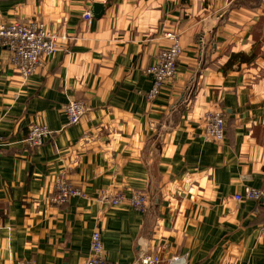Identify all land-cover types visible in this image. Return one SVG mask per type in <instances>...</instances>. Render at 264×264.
<instances>
[{
	"label": "crops",
	"instance_id": "crops-1",
	"mask_svg": "<svg viewBox=\"0 0 264 264\" xmlns=\"http://www.w3.org/2000/svg\"><path fill=\"white\" fill-rule=\"evenodd\" d=\"M95 4L104 14L84 22ZM34 20L66 40L28 79L0 49V264H85L96 231L110 264H264V206L234 199L264 188V0H0L1 24ZM165 30L183 53L149 101ZM71 100L92 109L72 126ZM217 112L221 144L203 135ZM32 125L54 132L36 150ZM59 178L89 198L52 204ZM105 189L147 194L150 209L102 204Z\"/></svg>",
	"mask_w": 264,
	"mask_h": 264
},
{
	"label": "built area",
	"instance_id": "built-area-1",
	"mask_svg": "<svg viewBox=\"0 0 264 264\" xmlns=\"http://www.w3.org/2000/svg\"><path fill=\"white\" fill-rule=\"evenodd\" d=\"M172 19L179 20L178 17ZM84 22L91 23L92 13L83 14ZM167 45L158 50L155 61L146 70L145 74L152 80V88L148 93V100H156L165 86L177 77L178 64L183 53L181 37L176 30H165L162 33ZM66 38L51 31L44 22L16 21L12 24L0 23V49L9 53L11 66L18 70L24 79L32 77L43 62L53 57L61 48V41ZM91 107L84 100H71L64 107L70 126L79 124L85 116L90 114ZM203 135L206 141L221 144L226 138V116L223 112L209 113L202 119ZM47 126L32 125L23 143L28 150L41 148L53 138ZM3 137L0 135V144ZM71 198L87 199L88 194L83 188L76 186L70 180L59 178L54 187V194L50 201L56 206L68 204ZM98 201L110 207H128L145 214L150 209V199L147 194L140 192L126 193L124 191L111 192L101 190ZM237 202H261L264 206V189L246 187L237 194ZM160 256L139 252L134 264H162ZM18 264H35L33 262H19ZM85 264H110L104 252L103 238L100 232L92 235L90 256Z\"/></svg>",
	"mask_w": 264,
	"mask_h": 264
},
{
	"label": "water",
	"instance_id": "water-1",
	"mask_svg": "<svg viewBox=\"0 0 264 264\" xmlns=\"http://www.w3.org/2000/svg\"><path fill=\"white\" fill-rule=\"evenodd\" d=\"M104 12H105V7H103V5L95 4L93 6L92 16L94 18H99L100 16L104 14Z\"/></svg>",
	"mask_w": 264,
	"mask_h": 264
},
{
	"label": "trees",
	"instance_id": "trees-1",
	"mask_svg": "<svg viewBox=\"0 0 264 264\" xmlns=\"http://www.w3.org/2000/svg\"><path fill=\"white\" fill-rule=\"evenodd\" d=\"M234 58H240L241 60H246V58L243 56V55H238V56H234L233 58H232V60L234 59ZM232 60H231V62H232Z\"/></svg>",
	"mask_w": 264,
	"mask_h": 264
},
{
	"label": "rangeland",
	"instance_id": "rangeland-1",
	"mask_svg": "<svg viewBox=\"0 0 264 264\" xmlns=\"http://www.w3.org/2000/svg\"><path fill=\"white\" fill-rule=\"evenodd\" d=\"M175 79H176V78H175ZM175 79H174V80H172V81H170L169 83H172V82H174V81H175ZM169 83H168V84H169ZM168 84H167V85H168ZM164 89H165V88H164ZM263 189H264V188H263Z\"/></svg>",
	"mask_w": 264,
	"mask_h": 264
}]
</instances>
